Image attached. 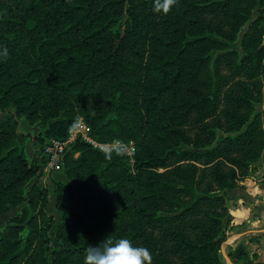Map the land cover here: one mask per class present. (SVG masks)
Wrapping results in <instances>:
<instances>
[{"label": "trees", "instance_id": "obj_1", "mask_svg": "<svg viewBox=\"0 0 264 264\" xmlns=\"http://www.w3.org/2000/svg\"><path fill=\"white\" fill-rule=\"evenodd\" d=\"M153 3L0 0V215L22 207L0 230V264H48V253L84 264L107 238L147 246L152 264H222L226 191L264 149V110L252 117L264 0H178L166 14ZM245 25L240 57L229 44ZM21 118L41 122L40 144L65 140L80 119L97 142L134 144L132 165L123 148L69 144L62 169L80 189L67 203L56 182L59 248L47 188L27 189L42 167L14 146Z\"/></svg>", "mask_w": 264, "mask_h": 264}, {"label": "rangeland", "instance_id": "obj_2", "mask_svg": "<svg viewBox=\"0 0 264 264\" xmlns=\"http://www.w3.org/2000/svg\"><path fill=\"white\" fill-rule=\"evenodd\" d=\"M256 16L257 13L255 12L253 19ZM246 29H247V25H245L242 28V30L239 32L237 40L229 44L233 50H236L238 52L240 57L243 56V52L241 49V39ZM219 71L221 74L227 73V69L223 65H220ZM261 94L256 93L254 95V99L252 100V117L255 114L262 112L264 110L263 92ZM6 116L7 113L0 110V123ZM41 127L42 124L39 121L35 123H30L26 119L21 118L19 121L18 134L15 138L14 146L17 147L19 151L25 154V157L28 159V161L31 164L33 165L37 164L40 167H42L41 177L33 178L30 181V183H28L27 189L30 188L33 182H36L39 187H43V188L45 187L48 190L49 202L46 205V212L49 215H51L54 219V224L52 225L50 230V236L52 239L50 248L55 249L60 247V243L57 241V233L59 230V226L61 224V214L56 206V196H57V191L55 187L56 182H61L65 184V189L63 191L62 196L67 203H73L75 205H78L76 192L77 190L80 189V186H77L73 182L69 181L66 176L65 170L62 169V158L64 154L62 155L60 165L57 169L49 168L47 166L48 158L46 157L45 153H46V148L48 147L50 141H46L43 144H40L39 142H35V138H37V136L39 135ZM73 128H70V130ZM88 135L90 138H92L90 134ZM76 137L81 138V136L72 133V140L75 139ZM68 149H69V145L67 146V150ZM107 149L112 150L113 148L109 147ZM116 149H119V147H117ZM123 150L128 157V162L130 163V165H132L134 151L130 147L129 148L127 147L125 149L123 148ZM263 153H264V149L262 151V154ZM262 154L260 158L252 164L249 172L246 173L245 176L237 180L236 182L237 186L244 187L243 185H241V183H244L246 181L250 182V180L252 181V183L253 182L260 183V179L261 178L264 179V172L262 171L263 176H261L260 175L261 169H260V165L258 164L259 160L262 157ZM73 156L74 158H77L79 156V153L73 152ZM253 192L254 190H252V194H255L256 196L264 195V194L261 195L257 191H255L254 193ZM261 201L263 202H260L259 204L260 207L263 206V210H264V198L261 199ZM236 206H238L237 208L239 209L241 205L236 204ZM21 208L22 207L12 208L9 211H7L5 214L0 215V230L8 221H10L12 218L18 216L21 213ZM226 208H227V215L223 219V223H222V231L225 238L221 244L219 251V258L221 260V263L222 264H262V263L264 264V221L260 220L258 225H256L258 226L257 228H255V226L248 227L250 228L248 230L255 233L254 235L250 233V234H246L245 236L244 235L240 236L239 233L241 232V230L237 228L243 226V223L245 224V222L241 218H235L234 216H231V211L232 214L233 212L237 213L236 207L234 208L235 209L234 210L231 205L226 204ZM21 236L23 239L26 238L27 236L26 230L21 234ZM168 257L173 264H181V260L179 258L173 255H168ZM48 260H49L48 264H51L50 253H48Z\"/></svg>", "mask_w": 264, "mask_h": 264}, {"label": "clouds", "instance_id": "obj_3", "mask_svg": "<svg viewBox=\"0 0 264 264\" xmlns=\"http://www.w3.org/2000/svg\"><path fill=\"white\" fill-rule=\"evenodd\" d=\"M178 0H154L153 12L166 14ZM8 50L0 46V58H6ZM153 255L147 246H134L127 238H107L101 243L89 245L84 264H152Z\"/></svg>", "mask_w": 264, "mask_h": 264}, {"label": "crops", "instance_id": "obj_4", "mask_svg": "<svg viewBox=\"0 0 264 264\" xmlns=\"http://www.w3.org/2000/svg\"><path fill=\"white\" fill-rule=\"evenodd\" d=\"M258 164L260 165V175L263 176L262 171L264 172V153L262 154L261 159L259 160ZM257 175V174H256ZM249 183V184H248ZM254 183V182H253ZM252 181L250 182L246 181L244 183H241L244 187L237 186L234 189L227 190L226 194V204L231 205L234 209L236 207L237 213L231 211V216H234L235 218H241L245 222L243 223V226H241L240 229L241 232L239 233L240 236H245L246 234L252 233V231L248 230L251 226H255L257 228L258 223L261 221H264V210L263 206L260 207L261 199L264 198V179H260V183H254ZM252 190L259 192L263 196H256L255 194H252ZM251 192V193H250ZM253 192V193H254ZM236 204H240L241 206L239 209L237 208ZM235 210V209H234ZM233 210V211H234ZM262 225V224H261ZM254 228V227H253ZM260 230V229H259ZM258 230V231H259ZM257 231V230H256Z\"/></svg>", "mask_w": 264, "mask_h": 264}, {"label": "built area", "instance_id": "obj_5", "mask_svg": "<svg viewBox=\"0 0 264 264\" xmlns=\"http://www.w3.org/2000/svg\"><path fill=\"white\" fill-rule=\"evenodd\" d=\"M89 127L85 124V122L80 119L75 128L68 130V135L65 140H51L48 147L46 148V157L48 158V164L47 166L49 168H58L61 162L62 155L65 153L67 146L74 141L75 139H83V141L89 143L93 148L103 150V151H110L107 148L112 147L116 149L119 148H131L134 151V144L133 142H128L127 144H124L118 140H114L110 143H100L96 140L89 137ZM72 133H75V135L81 136V138L76 137L72 140Z\"/></svg>", "mask_w": 264, "mask_h": 264}, {"label": "water", "instance_id": "obj_6", "mask_svg": "<svg viewBox=\"0 0 264 264\" xmlns=\"http://www.w3.org/2000/svg\"><path fill=\"white\" fill-rule=\"evenodd\" d=\"M262 44H264V40H263Z\"/></svg>", "mask_w": 264, "mask_h": 264}]
</instances>
